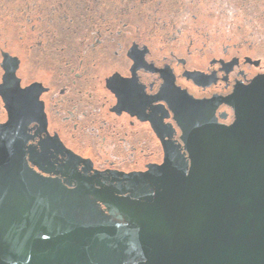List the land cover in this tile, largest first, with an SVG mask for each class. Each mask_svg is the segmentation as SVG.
Segmentation results:
<instances>
[{
	"label": "flooded vegetation",
	"instance_id": "1",
	"mask_svg": "<svg viewBox=\"0 0 264 264\" xmlns=\"http://www.w3.org/2000/svg\"><path fill=\"white\" fill-rule=\"evenodd\" d=\"M105 57L113 68L96 74ZM32 67L47 72L30 79ZM260 75L264 0H0V124H18L43 176L145 173L184 152L182 98ZM215 113L233 118L224 103Z\"/></svg>",
	"mask_w": 264,
	"mask_h": 264
},
{
	"label": "water",
	"instance_id": "2",
	"mask_svg": "<svg viewBox=\"0 0 264 264\" xmlns=\"http://www.w3.org/2000/svg\"><path fill=\"white\" fill-rule=\"evenodd\" d=\"M173 112L184 152L65 181L30 168L18 124H0V264H264V75Z\"/></svg>",
	"mask_w": 264,
	"mask_h": 264
},
{
	"label": "rangeland",
	"instance_id": "3",
	"mask_svg": "<svg viewBox=\"0 0 264 264\" xmlns=\"http://www.w3.org/2000/svg\"><path fill=\"white\" fill-rule=\"evenodd\" d=\"M105 58H106V59H104L105 61L100 62L99 67L96 70V74H104V73L108 72L109 70H111L113 68V64H114V61H116V59L115 58H108V57H105ZM32 70L35 73V75L34 74L31 75V77H29L30 79L34 78V77H37L36 75L44 76L45 75L44 72H47V71H45V69L40 70L39 68H34V67H32ZM50 73L54 74L53 70H50ZM45 79L47 81L51 82V80H50V78L48 76H45ZM153 149H154V151L157 150V147H156L155 143H154Z\"/></svg>",
	"mask_w": 264,
	"mask_h": 264
}]
</instances>
